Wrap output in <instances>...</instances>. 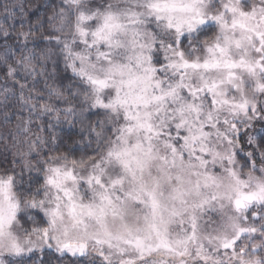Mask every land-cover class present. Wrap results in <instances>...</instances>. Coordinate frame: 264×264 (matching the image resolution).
Listing matches in <instances>:
<instances>
[{
    "label": "snow or ice",
    "instance_id": "6c2138e0",
    "mask_svg": "<svg viewBox=\"0 0 264 264\" xmlns=\"http://www.w3.org/2000/svg\"><path fill=\"white\" fill-rule=\"evenodd\" d=\"M42 7L0 0V264H264V0Z\"/></svg>",
    "mask_w": 264,
    "mask_h": 264
},
{
    "label": "trees",
    "instance_id": "16d2710c",
    "mask_svg": "<svg viewBox=\"0 0 264 264\" xmlns=\"http://www.w3.org/2000/svg\"><path fill=\"white\" fill-rule=\"evenodd\" d=\"M15 3H23L25 8L35 12L36 15H41L45 12V9L42 7L45 0H14ZM51 3L56 4L59 3V0H50ZM52 9H47L48 14H51ZM39 35V33H37ZM14 42V41H12ZM3 53V49L0 48V54ZM19 56L17 55V59ZM2 82V81H0ZM26 115V114H25ZM19 121L15 118L11 120L10 123H4V116L3 111L0 110V136H6L8 133H15L16 132V125ZM74 139L78 140L79 136H75ZM19 143L13 146V142L11 139L7 141L0 140V168L8 167L11 168V160L14 158V154L18 152H25L27 151V145L24 143V137H18ZM5 145H7L8 151H5ZM65 145H61L60 151H65ZM5 156H7V162H5ZM19 158V157H17ZM18 170V168H17ZM36 264H39L40 260L44 261V264H58V261L55 259L53 255H49L47 253L41 255V253H37L36 257L34 258ZM31 264V262H30Z\"/></svg>",
    "mask_w": 264,
    "mask_h": 264
},
{
    "label": "rangeland",
    "instance_id": "374dc122",
    "mask_svg": "<svg viewBox=\"0 0 264 264\" xmlns=\"http://www.w3.org/2000/svg\"><path fill=\"white\" fill-rule=\"evenodd\" d=\"M39 254V252H37Z\"/></svg>",
    "mask_w": 264,
    "mask_h": 264
}]
</instances>
